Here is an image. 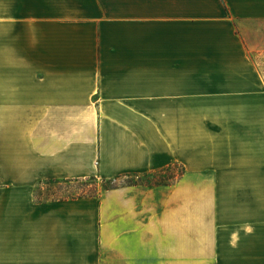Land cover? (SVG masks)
I'll list each match as a JSON object with an SVG mask.
<instances>
[{
    "label": "crops",
    "instance_id": "crops-1",
    "mask_svg": "<svg viewBox=\"0 0 264 264\" xmlns=\"http://www.w3.org/2000/svg\"><path fill=\"white\" fill-rule=\"evenodd\" d=\"M0 264H264V0H0Z\"/></svg>",
    "mask_w": 264,
    "mask_h": 264
},
{
    "label": "rangeland",
    "instance_id": "rangeland-1",
    "mask_svg": "<svg viewBox=\"0 0 264 264\" xmlns=\"http://www.w3.org/2000/svg\"><path fill=\"white\" fill-rule=\"evenodd\" d=\"M183 172L180 166L172 167L157 173L149 178L122 177L119 179H101L98 177H87L68 180H47L38 184L29 185L27 191L30 196V206L40 202H59L71 198L87 197L89 192L97 191V196L104 192L106 187H113L122 184L139 181H151V183H173L178 180ZM113 189V188H111Z\"/></svg>",
    "mask_w": 264,
    "mask_h": 264
},
{
    "label": "trees",
    "instance_id": "trees-1",
    "mask_svg": "<svg viewBox=\"0 0 264 264\" xmlns=\"http://www.w3.org/2000/svg\"><path fill=\"white\" fill-rule=\"evenodd\" d=\"M117 186H111V187H106V189H111V188H116ZM97 191H91V192H89L87 195H85V196H88V197H92V196H97Z\"/></svg>",
    "mask_w": 264,
    "mask_h": 264
}]
</instances>
